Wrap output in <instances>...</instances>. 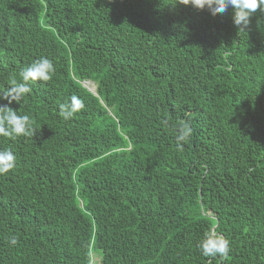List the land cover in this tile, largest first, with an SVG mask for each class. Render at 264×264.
I'll list each match as a JSON object with an SVG mask.
<instances>
[{
  "label": "trees",
  "instance_id": "obj_1",
  "mask_svg": "<svg viewBox=\"0 0 264 264\" xmlns=\"http://www.w3.org/2000/svg\"><path fill=\"white\" fill-rule=\"evenodd\" d=\"M233 15L0 0V89L41 57L55 68L9 105L34 135H0L16 156L0 175V264H264V11L244 32ZM72 95L84 107L65 120ZM212 229L225 258L197 247Z\"/></svg>",
  "mask_w": 264,
  "mask_h": 264
},
{
  "label": "clouds",
  "instance_id": "obj_2",
  "mask_svg": "<svg viewBox=\"0 0 264 264\" xmlns=\"http://www.w3.org/2000/svg\"><path fill=\"white\" fill-rule=\"evenodd\" d=\"M182 4L191 5L197 9L207 8L213 16L218 13L223 14L231 7L234 10L233 23L240 32H244L247 28L253 13L258 9L264 11V0H182ZM54 71L53 62L47 57H41L20 72V81L13 78L9 81V88L0 89V101H7V104H0V135L13 138L34 135L36 129L33 127L30 116L19 115L9 105L13 102L19 104L25 95L31 92L29 82H47ZM83 107L82 99L72 95L59 105V114L68 120ZM191 134V125L182 121L178 127V141H185ZM15 166L16 156L13 151L0 150V175L8 173ZM8 243L15 246L18 238L15 235L9 236ZM197 247L205 257L225 258L230 251L229 241L214 229L204 233Z\"/></svg>",
  "mask_w": 264,
  "mask_h": 264
},
{
  "label": "rangeland",
  "instance_id": "obj_3",
  "mask_svg": "<svg viewBox=\"0 0 264 264\" xmlns=\"http://www.w3.org/2000/svg\"><path fill=\"white\" fill-rule=\"evenodd\" d=\"M84 86L90 91L94 89V85L91 83L89 84L88 82L85 83ZM97 260V257H95L94 255L91 256V264H97Z\"/></svg>",
  "mask_w": 264,
  "mask_h": 264
}]
</instances>
